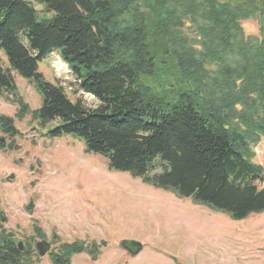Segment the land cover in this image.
Here are the masks:
<instances>
[{"label":"trees","instance_id":"16d2710c","mask_svg":"<svg viewBox=\"0 0 264 264\" xmlns=\"http://www.w3.org/2000/svg\"><path fill=\"white\" fill-rule=\"evenodd\" d=\"M30 1L42 11L0 0V96L17 105V119L30 113L52 125L50 137L73 136L109 170L232 221L264 212V168L253 162L264 139V0ZM249 20L258 36L244 35ZM56 52L97 107L72 102L38 72ZM12 74L34 86L38 109L29 110ZM0 133L10 140L0 150H13V118L0 115ZM84 244L63 245L51 261L82 252L95 260L101 244ZM21 255L1 234L0 264Z\"/></svg>","mask_w":264,"mask_h":264},{"label":"rangeland","instance_id":"374dc122","mask_svg":"<svg viewBox=\"0 0 264 264\" xmlns=\"http://www.w3.org/2000/svg\"><path fill=\"white\" fill-rule=\"evenodd\" d=\"M241 27L244 35L258 36L257 22L243 21ZM57 53L44 58L38 72L46 82L64 88L72 102L97 107L94 98L73 86L68 68L57 65ZM0 59L4 66L1 53ZM12 75L29 110L38 109L41 99L34 86ZM5 98L0 96V115L13 118L19 134L13 150H0V234L21 243L18 264H53L50 254L58 255L63 245L75 241L85 242L87 249L93 242L101 246L95 260L74 253L68 264H264V212L232 221L190 198L111 171L105 158L86 153L73 136L50 137L52 125L41 127L30 113L17 119V105ZM0 139L3 145L10 142L1 133ZM253 162L264 168V139L254 148ZM159 172L161 168L148 175ZM258 186L264 188V181ZM41 240L50 246L43 256L35 249ZM123 241L139 242L142 249L132 256Z\"/></svg>","mask_w":264,"mask_h":264},{"label":"water","instance_id":"95a60500","mask_svg":"<svg viewBox=\"0 0 264 264\" xmlns=\"http://www.w3.org/2000/svg\"><path fill=\"white\" fill-rule=\"evenodd\" d=\"M121 246L132 256L137 255L142 249V245L136 241H123ZM36 247L39 250V254L44 255L49 249V244L46 242H40L36 244Z\"/></svg>","mask_w":264,"mask_h":264},{"label":"flooded vegetation","instance_id":"af4514ba","mask_svg":"<svg viewBox=\"0 0 264 264\" xmlns=\"http://www.w3.org/2000/svg\"><path fill=\"white\" fill-rule=\"evenodd\" d=\"M41 241H42V240H41ZM50 256H51V254H50ZM56 256H58V257H59L60 255H56Z\"/></svg>","mask_w":264,"mask_h":264},{"label":"bare ground","instance_id":"6f19581e","mask_svg":"<svg viewBox=\"0 0 264 264\" xmlns=\"http://www.w3.org/2000/svg\"><path fill=\"white\" fill-rule=\"evenodd\" d=\"M106 180V179H105Z\"/></svg>","mask_w":264,"mask_h":264}]
</instances>
